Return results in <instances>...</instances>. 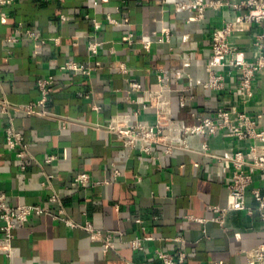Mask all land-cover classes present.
Returning a JSON list of instances; mask_svg holds the SVG:
<instances>
[{"label": "crops", "instance_id": "crops-1", "mask_svg": "<svg viewBox=\"0 0 264 264\" xmlns=\"http://www.w3.org/2000/svg\"><path fill=\"white\" fill-rule=\"evenodd\" d=\"M175 1L15 0L0 6L5 13L0 19V102H32L39 97L37 79L54 78L45 106L51 115L0 114V191L9 205L37 203L48 209L13 231L14 257L0 253V264H161L156 249L184 252V264H246L249 251L263 241V224L255 211H228L225 228L210 219V206L226 203L231 164L203 154L201 145L206 141L210 154L222 156L236 148L245 150L249 141L198 134L187 139L186 149L167 154L162 145H154L151 154H145L125 148L106 128L117 116L120 125L126 118L154 119L151 109L142 108L144 93L156 92L157 76L166 73L172 89L170 109L184 122L227 106L261 114L259 127L264 129V69L257 73L255 95L247 102L241 100L237 76L229 68L216 69L225 78L222 92L197 83L207 77L212 28L234 20L237 12L228 6L208 9L201 21L186 22L189 14L177 11ZM19 23L38 30L45 44L7 42ZM166 29L171 32L169 42H153L148 49L137 42L154 39ZM259 30L249 25L231 36L247 59L257 56L252 42ZM128 33L134 39L130 44L125 41ZM90 41L101 43L95 55L87 48ZM67 60L83 66L99 61L101 66L86 73L61 70ZM119 62L127 74L117 71ZM128 81L140 83L141 90L132 91ZM190 93L194 98L180 108L178 98ZM8 125L23 135L27 159H18L7 148ZM48 155L57 158L45 163ZM115 170L119 174L114 177ZM78 172H87L97 183L75 186ZM253 185L264 192L258 173ZM52 195L57 202L49 200ZM245 202L255 206L250 190ZM59 208L73 222H89L102 235L111 234L113 247L103 250L84 229L54 218ZM136 237L141 249L129 244Z\"/></svg>", "mask_w": 264, "mask_h": 264}, {"label": "built area", "instance_id": "built-area-1", "mask_svg": "<svg viewBox=\"0 0 264 264\" xmlns=\"http://www.w3.org/2000/svg\"><path fill=\"white\" fill-rule=\"evenodd\" d=\"M15 0H0V6H7ZM231 7L237 12L234 20H225L220 25L212 28L210 36V57L207 63V77L201 82H197L202 88L222 92L225 87V78L222 73L216 71L217 68H229L237 76V92L243 102H247L255 95L254 80L259 71L264 69V0H179L174 2L177 11H185L189 14L186 22L191 20L201 21L204 18L206 10L221 9L222 7ZM5 17V13L0 11V19ZM61 19H65L61 16ZM110 22L114 19L108 18ZM95 28L99 23L92 19ZM256 25L260 30L256 33L252 45L257 49V56L253 59H247L243 51L231 41L234 32L242 30L245 26ZM171 37L170 30H163L154 39L141 38L137 42L145 49H148L153 42H169ZM21 40H29L39 44H45L47 41L38 30L25 27L19 23L14 29V33L6 38L7 42L14 43ZM58 42V38H53ZM132 33L125 37L126 43L133 42ZM100 42L90 41L88 50L92 55L98 52ZM101 66L99 61L94 62V66H83L74 60H67L61 66L65 71L89 72L96 70ZM117 71L121 74H127V67L123 62L117 64ZM159 87L156 92L147 91L144 93L145 102L142 108L151 109L154 113V119H140L129 121L128 118L120 125L115 117L106 128L113 131L122 141L125 148L133 150L139 149L145 154H151L154 145H162L164 152L171 154L175 149H186L187 139L193 135L222 134L234 138L238 141H249L245 150L239 148L233 149L222 156L210 154L209 145L204 141L201 145L203 154L222 158L231 164V174L227 181V197L224 206L211 205L210 209L214 213L211 221L225 228V215L228 211H245L251 215L254 211L258 214L264 228V192L257 186H254V174L258 173L264 179V129L259 127L261 114H252L246 110H239L233 107H217L213 114L195 116L192 123L184 122L177 114L170 109L171 87L169 86V77L166 73L158 76ZM54 78L52 75L37 79L36 86L39 97L28 103L13 104L7 100L0 102V114L8 113H27L49 116L51 113L45 106L48 101L50 85ZM189 80H193L189 77ZM130 88L134 92L141 90V85L135 81H128ZM130 97V96H129ZM194 98L193 94H183L178 98L180 108L186 107ZM131 101H133L131 99ZM139 112L137 110L135 113ZM67 120L62 121V127H65ZM5 144L9 150L14 151L18 159L25 160L29 157V146L25 142L23 135L12 125L5 128ZM55 155H48L45 163L54 161ZM25 168L24 165L21 166ZM118 171H114V177ZM90 179L87 172H78L73 184L80 188H86L96 184ZM255 201V206H247L245 197L247 191ZM52 202H57L56 195L49 198ZM48 209L37 203L21 204L12 206L6 201L5 193L0 191V253L6 258L14 257V247L11 243L13 231L22 227L30 216L47 214ZM53 217L63 221L69 227H80L88 232L90 239L101 242V248L107 250L113 247L111 234L102 235L99 230L93 228L89 222L79 225L65 216L63 208H59ZM191 220H204L195 216L188 215ZM178 239V238H176ZM131 248L141 249V239L134 238L129 242ZM155 255L161 261V264H184L186 254L178 252L173 255L163 249H156ZM213 264H219L217 261ZM246 264H264V239L247 255Z\"/></svg>", "mask_w": 264, "mask_h": 264}]
</instances>
